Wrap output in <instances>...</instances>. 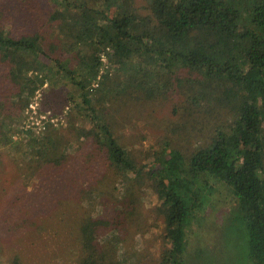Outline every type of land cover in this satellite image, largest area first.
Here are the masks:
<instances>
[{"label":"trees","instance_id":"1","mask_svg":"<svg viewBox=\"0 0 264 264\" xmlns=\"http://www.w3.org/2000/svg\"><path fill=\"white\" fill-rule=\"evenodd\" d=\"M18 1L0 0V131L8 109L21 115L48 82L44 101L54 107L65 80L69 124L49 126L24 151L52 186L51 208H70L76 264H130L122 246L149 219L164 228L155 264H188L206 192L229 187L250 257L264 264V0H40L48 11L32 28L15 27ZM102 54L121 82L102 73ZM113 99L169 104L165 121L179 120L162 125L168 138L144 163L115 132Z\"/></svg>","mask_w":264,"mask_h":264},{"label":"rangeland","instance_id":"2","mask_svg":"<svg viewBox=\"0 0 264 264\" xmlns=\"http://www.w3.org/2000/svg\"><path fill=\"white\" fill-rule=\"evenodd\" d=\"M29 2L33 5L26 8ZM37 2L40 3V0L17 2L20 12L15 18L22 14L15 27L28 24L32 28L35 19L42 20L43 14L48 11L44 6L51 7L53 4V0H41L44 6L39 7ZM102 62V73H110L111 79L117 83L124 79V76L120 77L119 69L110 66L107 58ZM49 84L35 93L21 115L8 109L11 118L4 119L5 127L0 131L12 139V142L6 143V136H0V264H76L77 231L72 227L74 218L70 208L64 212L62 208H51V198L48 197L49 193L51 196L52 186L47 180L45 187L42 186L44 182L29 167L24 151L26 143L42 139L49 126L61 128L69 124L68 113L72 102L60 103L68 98L70 89L65 80L60 81L57 92L61 97L55 99L58 104L49 107L44 101ZM92 86L98 87L95 81ZM117 102L113 99L110 108L115 132L144 163V153L150 149L155 152L161 140L168 138L162 125L172 123L166 122L173 120L170 106L162 107L160 102H155L153 106L133 100H119V105ZM117 107L121 108V113L116 111L119 110ZM178 123L179 120H175L172 128ZM76 141V138L72 139V142ZM230 189L221 188L213 196L206 192L204 212L196 215L192 229H188L191 232L190 248L185 253L188 264H200L201 257L202 261L209 260L208 264H255L249 254L247 224L238 199ZM149 200L145 213L150 218L154 198ZM152 223L153 220L149 219L143 231L145 233L140 231L122 246L120 257L124 262L156 263L161 252L158 238L164 228L160 223Z\"/></svg>","mask_w":264,"mask_h":264},{"label":"built area","instance_id":"3","mask_svg":"<svg viewBox=\"0 0 264 264\" xmlns=\"http://www.w3.org/2000/svg\"><path fill=\"white\" fill-rule=\"evenodd\" d=\"M101 59H102V61H105V59H106V55L105 54H102L101 55ZM32 105V104H31Z\"/></svg>","mask_w":264,"mask_h":264}]
</instances>
